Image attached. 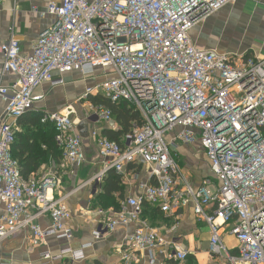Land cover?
<instances>
[{"label": "built area", "instance_id": "built-area-1", "mask_svg": "<svg viewBox=\"0 0 264 264\" xmlns=\"http://www.w3.org/2000/svg\"><path fill=\"white\" fill-rule=\"evenodd\" d=\"M238 0H59L44 10L33 8L53 22L31 44L28 53L11 35L0 45V243L26 231L36 245L53 237L70 241L72 231L66 196L54 197L59 177L54 172L24 179L11 155L17 122L44 95L36 90L47 83L64 85L63 75L78 72L85 80L82 101L100 96L111 104L126 103L142 120L120 143L92 131L98 154L110 160L85 185L100 184L107 171L123 176L136 162L149 170L150 183L141 197L128 198L114 217L104 216L92 232L98 241L118 227L134 226L118 249L122 264L136 261L135 253L164 256L165 264H185L188 253L168 241L160 229L141 220L143 204L173 216L192 205L194 216L209 228V252L226 250L220 231L237 242L231 264H264V58L222 54L194 46L190 31L209 16ZM90 110L98 123L112 121L102 104ZM71 106L44 114L65 167L85 162L81 138ZM198 144L218 186L208 180L194 189L175 158L177 145ZM49 218L42 230L37 221ZM62 249L41 254L44 264L69 255L82 260L83 250ZM123 250V251H122ZM227 254V253H226Z\"/></svg>", "mask_w": 264, "mask_h": 264}, {"label": "crops", "instance_id": "crops-1", "mask_svg": "<svg viewBox=\"0 0 264 264\" xmlns=\"http://www.w3.org/2000/svg\"><path fill=\"white\" fill-rule=\"evenodd\" d=\"M58 1L0 0V45L12 35L19 42L21 49L28 53L32 42L53 22V17L49 15L40 17L32 9L44 10L47 4ZM237 31L243 32L237 34ZM247 33H252L249 40ZM190 38L198 49L264 58V0H238L234 4L226 5L195 26L190 31ZM81 78L78 72H72L63 75L64 85L62 86L52 88L47 83L41 85L36 92L44 95L43 101L37 103L17 122V129L20 133L26 132L27 129L37 132L36 127L25 123L26 117L36 114L43 116L47 113L61 111L67 106L73 108L72 119L76 122V130L81 138L85 162L68 168L59 158L49 157L41 163L37 171L31 174L38 176L50 171L59 177V185L54 192V197L66 196L65 204L70 213V219L66 226L72 231V239L65 241L49 237L43 242L33 245L28 242V233L21 232L0 243V264H44L40 259L43 253L48 252L55 256L64 248L80 251L81 245L87 243H91L92 246L82 251L84 257L82 260L72 262L67 254L48 264H122L117 254L118 249L122 247L125 250L123 239L132 232L134 226L118 227L98 241L93 239L92 232L100 227L104 216L114 217L121 212L128 198L141 197L144 187L150 183L149 170L138 162L127 165L123 176L119 175L121 177L119 180L121 195L113 194L111 203L105 202L109 206L105 209L100 207L99 197L102 195L100 185L98 184L94 190V183L85 184L94 177L92 173L94 169L102 171L110 160H103L99 156L91 133L96 131L107 138L109 133L119 131V126L113 118L108 124L96 121L90 110V107L95 105L89 104V100L82 101L80 99L84 93V87L92 86L98 79L91 78L85 81ZM14 81L15 76L4 74L0 79V84L9 86ZM73 90V94H70ZM72 95L75 98L68 100ZM3 106V103L0 102V115ZM37 135L38 133H36ZM110 136L116 138L112 141L120 143L124 135L116 137L111 134ZM173 155L194 189H199L205 180L209 182L207 186L209 191L218 186L198 144L189 147L177 145ZM98 157L101 158L99 162ZM98 166L99 168H96ZM1 212L2 205H0ZM140 218L151 228L160 229L168 241L187 251L188 257L185 264H231L228 257H238L237 242L227 233V227L220 231L221 242L227 254H210L209 228L194 216L191 204L175 212L173 216L163 214L158 208L151 207ZM49 222L48 217H41L37 221L42 230L49 228ZM135 255L137 258L132 264H165L167 262L161 254H154V261H150L147 252L135 253Z\"/></svg>", "mask_w": 264, "mask_h": 264}, {"label": "trees", "instance_id": "trees-1", "mask_svg": "<svg viewBox=\"0 0 264 264\" xmlns=\"http://www.w3.org/2000/svg\"><path fill=\"white\" fill-rule=\"evenodd\" d=\"M88 100L93 105L102 104L111 110L112 118L119 126V131L111 133L116 137L123 136L131 129L140 128L142 125L140 114L126 103L111 104L100 96L89 97ZM42 117L41 114L26 117L25 123L27 122L29 126L36 127L37 132L30 131V129H27L24 133L17 131L15 142L11 147V155L17 160L20 174L24 179L37 171L41 163L47 160L46 158L54 157L61 160V152L54 143L53 127L49 123H41ZM36 133H38L37 136ZM111 134L109 133L107 135V139L116 140V138L110 136ZM120 178L121 177L112 170L108 171L105 177H103L102 182L99 184L102 189V195L99 197V204L102 209L109 206L105 202L111 203L113 194H120L122 192L119 185ZM151 207L152 206L148 204H143L141 217L143 213L146 210H150Z\"/></svg>", "mask_w": 264, "mask_h": 264}, {"label": "rangeland", "instance_id": "rangeland-1", "mask_svg": "<svg viewBox=\"0 0 264 264\" xmlns=\"http://www.w3.org/2000/svg\"><path fill=\"white\" fill-rule=\"evenodd\" d=\"M243 31H237V34H241ZM252 36V33H247V39L249 40V38ZM82 79V78H81ZM83 80V79H82ZM81 80V81H82ZM86 81V80H85ZM88 87V86H87ZM86 86L84 87V89H83V91L85 90V88H87ZM73 88V87H72ZM72 88H70V89H72ZM75 90V89H74ZM74 90L72 91V92H70V94H73V92H74ZM75 97L72 95V96H70L69 97V99L68 100H73ZM90 98H92V97H90ZM67 99V98H66ZM89 99V98H88ZM88 99H87V101H88ZM89 104H91L92 105V103L89 101ZM98 162L101 160V158L100 157H98ZM96 168H99V166L98 167H96ZM93 176H95V175H97L98 173H99V170H96V169H94L93 170ZM102 182V181H101Z\"/></svg>", "mask_w": 264, "mask_h": 264}, {"label": "water", "instance_id": "water-1", "mask_svg": "<svg viewBox=\"0 0 264 264\" xmlns=\"http://www.w3.org/2000/svg\"><path fill=\"white\" fill-rule=\"evenodd\" d=\"M98 184H94V186H93V189L95 190L96 189V186H97Z\"/></svg>", "mask_w": 264, "mask_h": 264}]
</instances>
